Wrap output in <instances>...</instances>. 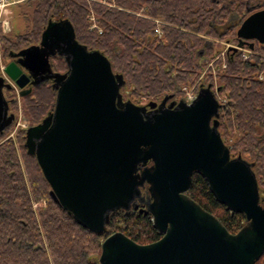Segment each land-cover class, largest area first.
<instances>
[{"label": "water", "instance_id": "1", "mask_svg": "<svg viewBox=\"0 0 264 264\" xmlns=\"http://www.w3.org/2000/svg\"><path fill=\"white\" fill-rule=\"evenodd\" d=\"M239 46L264 44V9L237 30ZM65 58L68 71L53 69ZM4 71L21 90L52 81L54 110L26 130L54 200L85 228L107 234L111 215L143 204L162 237L140 244L121 231L102 242L100 264H255L264 254V205L253 164L234 157L219 131L222 105L211 86L196 99L148 106L125 101L126 81L109 58L79 42L69 19L50 20L41 40L10 54ZM0 77V135L15 120ZM221 91V87L218 88ZM202 175L216 199L246 223L231 233L189 196ZM146 190V192H144Z\"/></svg>", "mask_w": 264, "mask_h": 264}, {"label": "trees", "instance_id": "2", "mask_svg": "<svg viewBox=\"0 0 264 264\" xmlns=\"http://www.w3.org/2000/svg\"><path fill=\"white\" fill-rule=\"evenodd\" d=\"M262 1L29 0L22 3L32 9L25 13V33L11 37L0 31L2 54L11 58V53L38 44L50 20L69 19L79 42L104 53L113 71L124 76L121 91L131 100H180V87L193 84L205 71V61L219 52L206 37L238 42L239 26ZM248 44L258 53L247 59L240 52L230 53L226 67L220 59L215 62L221 95L227 98L219 131L233 156L253 164L264 205V44ZM52 66L57 72L68 71L62 56L52 58ZM207 77L213 79L212 69ZM28 88V94L22 96L20 90L19 95L35 125L54 110L57 91L52 81ZM8 91L16 96L14 89ZM12 105L18 109L17 101ZM10 131L8 127L0 135V264H100L102 242L111 233L121 231L140 244L162 237L142 205L114 212L107 234L77 223L54 200L37 157L27 152L26 130L6 139ZM188 194L231 233L246 223L243 214L231 212L216 199L202 175H193ZM255 264H264V254Z\"/></svg>", "mask_w": 264, "mask_h": 264}, {"label": "rangeland", "instance_id": "3", "mask_svg": "<svg viewBox=\"0 0 264 264\" xmlns=\"http://www.w3.org/2000/svg\"><path fill=\"white\" fill-rule=\"evenodd\" d=\"M31 8L30 6H28L27 4H19V5H12V6H8L4 13H3V19H6L9 21L10 23V27H11V30L10 32H8L7 34H9L11 37H15L19 34H22V33H25L26 29H27V26H28V22L26 20V17H25V13H29L31 12ZM206 42L209 43L210 45H212L214 42L216 43V47L219 49V52L216 53V56L222 52L225 48V43H227L228 41H225L226 39H223V40H214V38H211V37H206ZM1 43V42H0ZM229 43L233 44L234 41H230ZM3 46H2V43L0 44V69H1V72H2V75L3 76H6L7 75L5 74V67L6 65L11 62L13 59L12 58H4L3 54ZM206 53V50L204 51ZM256 52H258L256 50ZM204 53V55H205ZM242 53V52H240ZM201 56V60L204 59L206 56ZM243 55V53H242ZM244 57V56H243ZM207 59V58H206ZM204 62V60H203ZM206 62V61H205ZM215 65V63H214ZM207 66V64H206ZM216 69V68H215ZM206 73H205V76L203 74V81L205 82L204 86L207 87L209 84H210V81L212 82V80H210L207 76V67L205 69ZM217 70V69H216ZM202 75V74H201ZM200 75V76H201ZM199 76V77H200ZM214 76H216V71H214ZM198 77V78H199ZM197 78V79H198ZM214 82L217 84L218 83V86H220L218 80H217V77H214ZM7 82H11L13 84V89L14 91L16 92V96H13V93L8 90H5V96L6 98H8V100L10 101V111L11 112H14L16 118H15V121L14 123L10 126L11 128V131L9 132V134L7 135L6 139L8 137H11V138H16L17 134L21 131V130H27L30 126L33 125L32 121L30 120V117L25 113V108L23 106V99L22 97L19 95V92H20V88L13 82L10 80L9 77H7ZM186 86V85H185ZM12 91V90H11ZM122 92V91H121ZM122 95H123V99L125 101H132L133 103L135 104H138V105H146L148 106L151 102H157V103H160L162 100L160 101H154V100H149V99H143L141 103H136L134 102L133 100H131L128 96H126L123 92H122ZM219 96L220 98L222 99H226V97L222 96L221 95V91L219 92ZM183 97V95L180 96V99ZM17 101L18 102V109L15 110L14 107H13V102ZM178 101V100H177ZM4 134V133H3ZM234 157H236L234 155ZM37 206V205H36Z\"/></svg>", "mask_w": 264, "mask_h": 264}, {"label": "built area", "instance_id": "4", "mask_svg": "<svg viewBox=\"0 0 264 264\" xmlns=\"http://www.w3.org/2000/svg\"><path fill=\"white\" fill-rule=\"evenodd\" d=\"M27 1H29V0H0V31L2 30L4 33H8L11 30L9 21L6 19H3V13H4L5 9L8 6L19 5V4L25 3ZM157 31L160 32L159 30H157ZM0 42H1V40H0ZM229 42L230 41L225 43L224 50L222 52H220L217 56H215L211 60H206L207 69H212L213 73H214V71H216L214 63L219 59L222 60V67H226L227 58L231 57L230 53L242 52L244 58H246V59L249 58L251 56V54L258 53L248 43H246L243 46H239V41L234 42L233 44H231ZM205 71L202 73V75L193 84L180 87L181 94L183 95L181 100H184L188 103H191L196 99V97H197V95L201 89L202 84H205V82L203 81V74L205 76V73H206ZM214 77H216V76H214ZM214 77L212 79V82L210 81L209 85L211 86L212 90L215 92V95H216L217 99L219 100L220 104L223 105L227 102V100L220 98V96H219L220 91L218 90V88L220 86H218V83L216 84L214 82V80H215Z\"/></svg>", "mask_w": 264, "mask_h": 264}, {"label": "flooded vegetation", "instance_id": "5", "mask_svg": "<svg viewBox=\"0 0 264 264\" xmlns=\"http://www.w3.org/2000/svg\"><path fill=\"white\" fill-rule=\"evenodd\" d=\"M254 8H255V7H254ZM263 9H264V1H262L261 3H259V4L257 5L255 11L263 10ZM12 59L14 60V58H12ZM173 102H178V101L172 96V98L168 100L167 104H171V103H173ZM9 113H10V114H14V112H11V111H10ZM14 116H15V114H14ZM15 118H16V116H15ZM14 121H15V120H14ZM14 121H13V123H14ZM13 123H12V124H13ZM140 205L144 206L143 204H140Z\"/></svg>", "mask_w": 264, "mask_h": 264}]
</instances>
